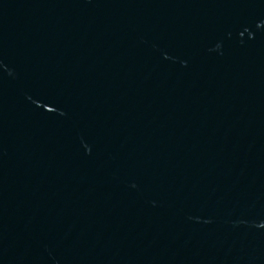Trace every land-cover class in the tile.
<instances>
[{"label": "water", "instance_id": "95a60500", "mask_svg": "<svg viewBox=\"0 0 264 264\" xmlns=\"http://www.w3.org/2000/svg\"><path fill=\"white\" fill-rule=\"evenodd\" d=\"M0 264H264V0H0Z\"/></svg>", "mask_w": 264, "mask_h": 264}]
</instances>
